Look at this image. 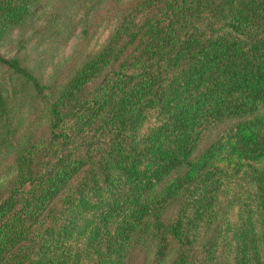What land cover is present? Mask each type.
<instances>
[{"label": "trees", "instance_id": "16d2710c", "mask_svg": "<svg viewBox=\"0 0 264 264\" xmlns=\"http://www.w3.org/2000/svg\"><path fill=\"white\" fill-rule=\"evenodd\" d=\"M46 1L0 0V46ZM101 1L48 85L0 56V264H264V0H110L81 57Z\"/></svg>", "mask_w": 264, "mask_h": 264}, {"label": "rangeland", "instance_id": "374dc122", "mask_svg": "<svg viewBox=\"0 0 264 264\" xmlns=\"http://www.w3.org/2000/svg\"><path fill=\"white\" fill-rule=\"evenodd\" d=\"M109 1L102 0L86 18L87 26L92 28L93 31L95 30L96 33L91 38L88 46L85 48L81 47V57L86 58L98 52L108 40L110 32L118 19L117 17L110 20L106 19L105 8L108 7ZM69 2L75 3L73 0H49L44 2L41 6V11L35 15L30 27L24 30L12 31L9 37L1 44L0 56L5 60L18 61L23 69L38 78L43 85H48L55 76L59 75V72L65 69L69 59L75 55L80 43V35L84 27L81 22V0H77L74 5ZM48 17L51 18L49 23H46ZM52 17H54V21ZM60 22L61 24L57 28V24ZM44 28L53 31L62 29L65 33L62 35L54 33V35L44 37ZM66 32L70 34L69 37ZM7 78H10L8 72L0 69V83ZM12 84H16L15 80L12 81ZM35 104L24 103L23 108L14 117L15 130L19 131L29 119V115L40 107ZM230 124L227 123V125ZM223 127L221 126L209 136V142L214 139ZM206 142L202 143L200 151L205 148ZM12 153V146L6 147L3 144L2 137H0V189L5 185L7 179L14 174L5 165V162L12 157ZM176 210L175 206L168 207L162 215V221L166 222L169 220ZM153 252L154 246L147 253L146 264H151ZM173 255L174 251H171L163 264H169ZM130 264H135V262L132 261Z\"/></svg>", "mask_w": 264, "mask_h": 264}]
</instances>
